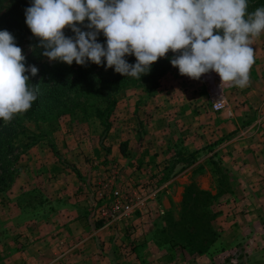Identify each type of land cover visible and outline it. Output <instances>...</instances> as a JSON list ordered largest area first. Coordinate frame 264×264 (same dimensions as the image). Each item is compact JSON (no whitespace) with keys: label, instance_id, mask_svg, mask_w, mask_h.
<instances>
[{"label":"rangeland","instance_id":"obj_1","mask_svg":"<svg viewBox=\"0 0 264 264\" xmlns=\"http://www.w3.org/2000/svg\"><path fill=\"white\" fill-rule=\"evenodd\" d=\"M88 23L86 18L77 27L87 32ZM63 32L75 36L70 27ZM106 39L97 37V42L106 46ZM34 43L44 50L26 26L18 47L25 66L38 69L34 77L25 73L28 87L37 89L38 106L29 121L24 113L3 121L20 124L23 131L14 140L16 160L8 157L10 179L0 183V264H264V237H255L257 230L264 234V205L254 200L264 179L256 153L260 126L246 87L223 84L227 107L213 112L202 76L181 75L171 64L177 55L171 50L140 79L107 68L102 58L101 65L77 64L73 73L42 84L40 72L53 61H31ZM124 59L136 63L134 55ZM80 66L87 67V75L78 79ZM156 66L165 73L159 74ZM210 73L221 84L219 75ZM233 116L239 120L232 134L215 129ZM241 133L247 138L239 146ZM55 178L71 186L65 197L56 199L62 185L53 186ZM113 178L115 185L131 181L130 190L137 200L146 199L149 211L141 215L136 210L126 224L97 221L100 194ZM191 185L216 197L205 203L207 219L214 216L210 224L216 240L201 255L181 228L169 225L177 220ZM192 201L190 196L185 203Z\"/></svg>","mask_w":264,"mask_h":264},{"label":"clouds","instance_id":"obj_2","mask_svg":"<svg viewBox=\"0 0 264 264\" xmlns=\"http://www.w3.org/2000/svg\"><path fill=\"white\" fill-rule=\"evenodd\" d=\"M248 0H32L26 24L40 39L50 61L85 65L88 61L140 79L169 50L181 75L199 79L214 71L221 86L244 88L254 64L251 37L264 30V7L246 13ZM89 21L82 31L77 23ZM70 27L74 38L63 29ZM103 32L106 46L97 42ZM7 30L0 31V119L29 110L37 89L27 82L38 73ZM134 55L135 64L124 57Z\"/></svg>","mask_w":264,"mask_h":264},{"label":"trees","instance_id":"obj_3","mask_svg":"<svg viewBox=\"0 0 264 264\" xmlns=\"http://www.w3.org/2000/svg\"><path fill=\"white\" fill-rule=\"evenodd\" d=\"M6 11L3 16L0 17V31L7 30L15 38V43L19 46L24 41V30L27 26L25 20V10L31 6L32 0H0V10L4 7L5 3ZM264 7V0H248V6L246 13H252L257 8ZM104 36L101 31L97 37ZM35 44V43H34ZM38 45L35 44V49L29 56L31 61H38L45 57ZM179 53H177L178 55ZM72 67L76 68L77 64L75 61L71 65H68L61 61H53L49 66H45L41 70L40 82L42 84H47L53 80L58 79L63 72L73 73ZM153 67V65H152ZM159 69V74H164L165 69L163 66H156ZM77 72L78 79H81L87 75V67L80 66ZM75 71V70H74ZM107 103H114V99L109 97L105 98ZM37 99L32 103L29 110L24 113L23 119L27 121L33 118L34 113L37 111ZM23 131L20 124L13 127L12 125L3 124V120L0 119V167L3 165V172L0 173V183H6L8 177L10 179L11 173L8 171L11 165L10 159L8 157H14V151L17 147L14 145V140L19 132ZM13 160V158H12ZM8 168V169H7ZM10 181V180H9ZM193 196V201L190 204L185 203L186 199ZM216 199L215 196L198 190L195 186L191 185L185 189V193L182 200L181 210L178 214L177 220H171L169 225L173 228H181V233L183 238L189 239V243L194 244L196 248V253L201 255L205 252L207 247L215 242L216 233L210 224L212 218L206 217V201L210 203ZM178 230V229H177ZM193 239H197L193 241Z\"/></svg>","mask_w":264,"mask_h":264},{"label":"crops","instance_id":"obj_4","mask_svg":"<svg viewBox=\"0 0 264 264\" xmlns=\"http://www.w3.org/2000/svg\"><path fill=\"white\" fill-rule=\"evenodd\" d=\"M251 46L253 47L254 50V64L251 66L250 71H252V77L253 78H249V83L246 86V94L247 97H253V99L255 101H253L256 105H255V109L258 110V116L255 119V123L258 124V126H260V128L258 129L260 136H257V142L259 143L257 145L258 150L256 151L257 155L260 156V159H262L258 164L261 167V172L264 173V30H262V32L260 33V35L255 36V37H251ZM250 76V74H249ZM238 120L236 119L235 116H233L230 119H224L222 122H220L217 126H216V130H220L224 132V135H228V134H232V131L235 129L236 124H238ZM257 131V132H258ZM216 133H218L217 131H215V133H213V136L215 137ZM243 136V133L239 134V142L241 146L242 145V139H246L247 136ZM231 144V141H230ZM226 145V144H225ZM234 148H237V146L234 145ZM241 148V147H240ZM232 146L230 145L229 147V152L232 151ZM243 149V148H242ZM230 155H227V157ZM51 164H54V162H52ZM57 165V164H56ZM53 167L51 169H56L55 165H52ZM50 167V166H47ZM63 171V170H62ZM59 178V177H58ZM52 179L53 182H55V184H53V186L57 187V184H61L62 186V190L55 192V197L56 199H59V197H62L65 195V193H67L71 186H68L66 181H63L62 179ZM59 180V181H58ZM259 189L260 191V196L257 199L256 197L254 198V200L256 201V203L260 204L261 206L264 205V179H261V182H259ZM20 189V187L18 188ZM258 190V189H257ZM25 191V190H23ZM65 197V196H64ZM67 199V198H66ZM243 201H248L243 200ZM71 203V202H70ZM257 218L258 219H263V215L259 212L256 213ZM232 216V214H231ZM245 218H251V215H245ZM233 218V217H231ZM232 220V219H231ZM243 228H240V231ZM228 232L231 233V230H229ZM263 232L261 230H257L255 233V237L258 240L259 238H263ZM259 245V246H258ZM261 243L259 244L258 242L256 243V249L261 250ZM258 246V247H257ZM257 254H261L260 251H257ZM260 258V257H259ZM257 260V259H256ZM256 262V264H259L260 262L254 261ZM262 263H263V259H262Z\"/></svg>","mask_w":264,"mask_h":264},{"label":"built area","instance_id":"obj_5","mask_svg":"<svg viewBox=\"0 0 264 264\" xmlns=\"http://www.w3.org/2000/svg\"><path fill=\"white\" fill-rule=\"evenodd\" d=\"M202 78L206 83L207 100L209 106L213 112H221L227 107L226 97L224 94V88L220 83H216L215 76L213 73L202 74ZM130 182H118L114 184V178L112 186L108 190H102L100 194V199L102 201V206L96 211L95 218L97 221L103 224H119V223H129L131 216L136 210L144 215L149 210L147 208V201L137 200V195L134 190L131 189ZM152 201V198H148ZM151 203V202H149ZM157 213L163 214V210L157 207Z\"/></svg>","mask_w":264,"mask_h":264}]
</instances>
